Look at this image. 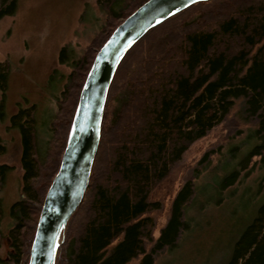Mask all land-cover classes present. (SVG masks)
<instances>
[{"label": "trees", "instance_id": "obj_1", "mask_svg": "<svg viewBox=\"0 0 264 264\" xmlns=\"http://www.w3.org/2000/svg\"><path fill=\"white\" fill-rule=\"evenodd\" d=\"M18 0H0V18ZM107 21L74 60L61 91L50 137L41 148L33 104L8 116L18 131L22 198L11 204L7 230L13 252L8 263L27 264L46 191L65 148L79 93L94 56L114 28L146 0H97ZM61 48L60 62H64ZM9 64L0 62V120L6 118ZM240 121L254 126V143L242 160H258L264 188V0H205L193 3L150 28L127 51L110 84L98 149L84 196L62 232L55 264H153L157 252L172 249L187 226L185 208L194 197L189 177L173 198L170 216L153 240L160 208L153 188L179 163L194 141L225 121L234 106ZM215 150L206 151L200 165ZM240 160V162L242 161ZM238 162V163H240ZM237 163V162H235ZM219 178L233 184L234 165ZM10 166L0 163V188ZM233 241L225 264H264V191ZM0 199V215L2 214ZM1 237V235H0ZM152 242L149 250L145 242Z\"/></svg>", "mask_w": 264, "mask_h": 264}, {"label": "rangeland", "instance_id": "obj_2", "mask_svg": "<svg viewBox=\"0 0 264 264\" xmlns=\"http://www.w3.org/2000/svg\"><path fill=\"white\" fill-rule=\"evenodd\" d=\"M126 1H119L115 10L119 11ZM106 21V12L97 0H18L15 12L0 18V62L9 64L6 118L0 120V163L10 166L0 188V264H11L8 258L13 244L7 230L14 220L9 208L23 197L20 138L18 131L9 126L8 116L19 105L33 104L39 145L45 147L49 125L56 118L61 91L69 81L74 60L85 52ZM63 47L64 62H60ZM237 109L236 103L225 121L191 143L179 163L151 191L149 200L160 203V208L148 214L154 222L155 240L184 181L192 177L195 187L194 197L185 208V230L174 248L156 253L153 264H225L233 241L262 197V170L259 163L254 164L258 159L242 160L255 142L249 136L254 126L235 117ZM209 150L215 153L209 163L200 165L198 161ZM234 165L238 171L236 180L220 188L224 166L228 171ZM151 245L146 241L145 249ZM139 259L127 264H138Z\"/></svg>", "mask_w": 264, "mask_h": 264}, {"label": "water", "instance_id": "obj_3", "mask_svg": "<svg viewBox=\"0 0 264 264\" xmlns=\"http://www.w3.org/2000/svg\"><path fill=\"white\" fill-rule=\"evenodd\" d=\"M199 1L205 0H146L96 52L79 93L59 168L42 202L27 264H55L62 232L89 182L108 90L119 63L150 28Z\"/></svg>", "mask_w": 264, "mask_h": 264}]
</instances>
